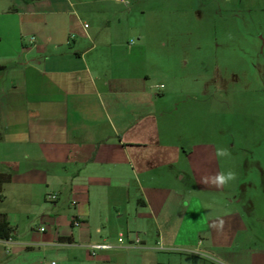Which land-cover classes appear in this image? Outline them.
Wrapping results in <instances>:
<instances>
[{"label":"crops","instance_id":"obj_1","mask_svg":"<svg viewBox=\"0 0 264 264\" xmlns=\"http://www.w3.org/2000/svg\"><path fill=\"white\" fill-rule=\"evenodd\" d=\"M128 2L0 0V264H264L216 146L162 124L170 91L140 68L146 12Z\"/></svg>","mask_w":264,"mask_h":264},{"label":"rangeland","instance_id":"obj_2","mask_svg":"<svg viewBox=\"0 0 264 264\" xmlns=\"http://www.w3.org/2000/svg\"><path fill=\"white\" fill-rule=\"evenodd\" d=\"M139 7L146 12L140 68L170 91L162 124L173 140L216 146L227 193L241 199L249 229L264 234L248 212L253 201L264 205V0H143Z\"/></svg>","mask_w":264,"mask_h":264},{"label":"built area","instance_id":"obj_3","mask_svg":"<svg viewBox=\"0 0 264 264\" xmlns=\"http://www.w3.org/2000/svg\"><path fill=\"white\" fill-rule=\"evenodd\" d=\"M117 1L120 2V3H122V4H128V3H129L128 0H117ZM86 27H87V26H86ZM30 41H31V42H34V38H31ZM160 87H163V86H160ZM48 198H49L50 200H54L56 197L53 196V195H49ZM72 225L75 226V227H79V226L82 225V222H81L79 219L74 218V219L72 220ZM125 239H126L125 235H124L123 233H121V234L119 235V237H118V242H119V243H124V242H125ZM10 240H11V239H9L8 241H10ZM132 244H134V245H138V244H140V239H139V237H137L136 240L134 241V243H132ZM89 248H90L91 255H92V256H95V255H97V253H98L99 251L110 250V249L113 248V246L110 245V244H108V243H97V244L89 245ZM48 264H57V262H56V261H51V262L48 263Z\"/></svg>","mask_w":264,"mask_h":264},{"label":"trees","instance_id":"obj_4","mask_svg":"<svg viewBox=\"0 0 264 264\" xmlns=\"http://www.w3.org/2000/svg\"><path fill=\"white\" fill-rule=\"evenodd\" d=\"M10 177V174L0 176V193L2 191L3 183L8 182L10 180ZM13 232L14 230L6 220V218L3 217L2 219H0V240L7 241L11 239Z\"/></svg>","mask_w":264,"mask_h":264},{"label":"clouds","instance_id":"obj_5","mask_svg":"<svg viewBox=\"0 0 264 264\" xmlns=\"http://www.w3.org/2000/svg\"><path fill=\"white\" fill-rule=\"evenodd\" d=\"M221 179H223V178H221Z\"/></svg>","mask_w":264,"mask_h":264}]
</instances>
